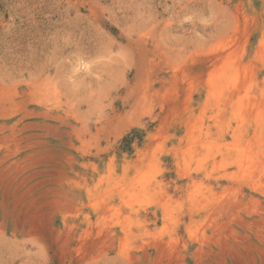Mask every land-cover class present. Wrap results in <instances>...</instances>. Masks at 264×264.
<instances>
[{
  "label": "rangeland",
  "instance_id": "374dc122",
  "mask_svg": "<svg viewBox=\"0 0 264 264\" xmlns=\"http://www.w3.org/2000/svg\"><path fill=\"white\" fill-rule=\"evenodd\" d=\"M0 264H264V0H0Z\"/></svg>",
  "mask_w": 264,
  "mask_h": 264
},
{
  "label": "trees",
  "instance_id": "16d2710c",
  "mask_svg": "<svg viewBox=\"0 0 264 264\" xmlns=\"http://www.w3.org/2000/svg\"><path fill=\"white\" fill-rule=\"evenodd\" d=\"M134 134H139L137 137L138 138V142L139 144L142 142V134L138 129H132V131L130 133H128L121 141V150L123 151H127L129 153H131L132 151V143L134 141V137H132L131 135Z\"/></svg>",
  "mask_w": 264,
  "mask_h": 264
}]
</instances>
